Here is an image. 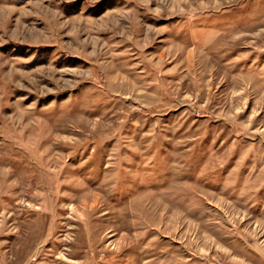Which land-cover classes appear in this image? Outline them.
I'll return each instance as SVG.
<instances>
[{
    "label": "rangeland",
    "instance_id": "1",
    "mask_svg": "<svg viewBox=\"0 0 264 264\" xmlns=\"http://www.w3.org/2000/svg\"><path fill=\"white\" fill-rule=\"evenodd\" d=\"M0 264H264V0H0Z\"/></svg>",
    "mask_w": 264,
    "mask_h": 264
}]
</instances>
